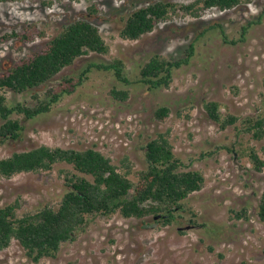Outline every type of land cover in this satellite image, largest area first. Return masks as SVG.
<instances>
[{
	"label": "rangeland",
	"instance_id": "rangeland-1",
	"mask_svg": "<svg viewBox=\"0 0 264 264\" xmlns=\"http://www.w3.org/2000/svg\"><path fill=\"white\" fill-rule=\"evenodd\" d=\"M159 1L188 5L196 0L0 4V37L34 31L31 41L14 37L2 42V73L42 50L78 20L96 27L108 47L107 54L82 56L27 93L0 92L9 105L33 107L35 97L43 100L47 90L66 89L64 79H72L75 85L48 113L33 120L13 115L22 127L21 135L0 141V160L39 146L94 149L135 182L139 172L146 170L145 146L161 134L182 162L183 171H196L204 178L201 190L181 202L170 224L153 215L143 219L95 216L73 242L62 244L55 258L34 263L13 240L0 251V264H264V222L257 217L264 196V168L255 171L249 156L254 151L264 162V136L255 140L244 131L246 118L264 119V0L240 3L226 11L210 9L198 18L176 12L140 39L123 40L119 33L128 16ZM190 43H194L193 55L187 65L174 70L168 88L148 91L135 84L140 68L151 57L185 58ZM114 59L122 61L125 76L133 84H122L111 72L96 70L79 83L89 63ZM113 91L127 92V98L121 100ZM208 103H217L219 114L235 117V124L222 130L208 117ZM162 107L168 109V117L159 121L155 113ZM66 173H74L71 166L56 164L49 171L10 179L0 176V208L17 203L20 216L56 207L66 190ZM244 210L246 218H237Z\"/></svg>",
	"mask_w": 264,
	"mask_h": 264
},
{
	"label": "trees",
	"instance_id": "trees-1",
	"mask_svg": "<svg viewBox=\"0 0 264 264\" xmlns=\"http://www.w3.org/2000/svg\"><path fill=\"white\" fill-rule=\"evenodd\" d=\"M13 1L0 0V4ZM250 1L196 0L188 5L159 1L132 12L119 34L123 40L136 41L151 33L176 12L198 18L202 12L210 9L226 11ZM216 27L221 28L219 25ZM33 35L32 29L20 34L12 32L0 37V45L14 37L31 41ZM193 52L194 43H190L185 58L169 61L158 56L151 57L140 68L135 84L144 85L148 91L168 88L174 70L187 65ZM90 53L105 55L108 47L98 29L88 21L72 22L42 50L18 61L6 73L0 72V92L9 90L17 94L27 93L51 81L63 69ZM92 70L111 72L118 82L133 84L126 78L124 65L119 59L111 63H89L82 71L79 83ZM71 82L72 79H64L63 84L69 87L60 92L47 90L43 100L35 97L36 105L33 107L23 103L9 105L6 97L0 94V119L3 121L0 125V141L16 140L21 135L22 127L17 120L12 119L13 115L33 120L48 113L62 94L71 93L75 87ZM113 94L121 100L127 98V92L113 91ZM205 108L208 117L222 130L237 121L233 116L222 117L217 103H208ZM155 117L159 121L166 120L168 109L159 108ZM245 126V133H250L253 139L263 138L264 119L246 118ZM249 156L254 170L262 171L264 162L254 151ZM145 162L146 170L139 172L138 179L133 182L128 178V173H120L108 158L94 149L79 151L39 146L1 159L0 176L7 179L23 173L49 171L56 164L69 165L74 173H66V190L56 207L45 206L20 216L17 203L0 208V251L7 249L14 240L34 263L44 258H55L62 244L73 242L88 219L95 216L110 218L118 214L125 219H143L153 215L158 216L165 225L172 223L176 218L174 213L181 208V202L201 190L204 178L199 172L183 171L182 162L175 157L169 141L161 134L145 146ZM236 216L246 218V211ZM257 217L264 222V196L258 205Z\"/></svg>",
	"mask_w": 264,
	"mask_h": 264
},
{
	"label": "water",
	"instance_id": "water-1",
	"mask_svg": "<svg viewBox=\"0 0 264 264\" xmlns=\"http://www.w3.org/2000/svg\"><path fill=\"white\" fill-rule=\"evenodd\" d=\"M156 218H158V217H156Z\"/></svg>",
	"mask_w": 264,
	"mask_h": 264
}]
</instances>
